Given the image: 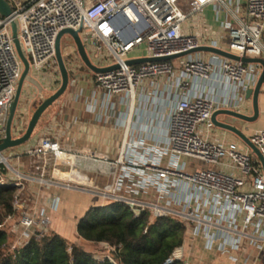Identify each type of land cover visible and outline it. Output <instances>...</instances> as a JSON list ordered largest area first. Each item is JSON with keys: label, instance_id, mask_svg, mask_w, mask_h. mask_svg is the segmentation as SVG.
Returning <instances> with one entry per match:
<instances>
[{"label": "built area", "instance_id": "2783aa9c", "mask_svg": "<svg viewBox=\"0 0 264 264\" xmlns=\"http://www.w3.org/2000/svg\"><path fill=\"white\" fill-rule=\"evenodd\" d=\"M7 1L12 7V13L9 16L0 13V138L5 135L9 108L24 68L14 44L11 27L14 20L20 23L19 38L25 47L33 74L40 73L47 79H53L55 74L60 76L55 50L57 36L65 28L81 29L80 34L89 46L91 51L89 54L95 64L107 66L119 63L120 65L119 68L109 72L94 73L96 87L104 91L108 97L127 94L132 101L135 100L138 88L147 80L173 75L177 67V58L129 65L126 60L131 58L129 54L136 47L145 46L147 54L143 57L172 55L200 45L221 47L216 41L208 42L209 31L193 32L192 26L187 28L191 17H201L205 7L211 4L224 5L232 17L227 22L228 46L222 48L241 56L264 58V0H246L245 18L241 17L239 1L231 6L226 0ZM123 36L127 37V40H124ZM64 54L76 69L79 59L81 60L77 49L68 46V51ZM203 54L195 53L179 58L183 73L188 78L211 77L213 63ZM220 66L225 83L232 86L241 84L246 89V83L253 86L256 84L261 71L258 64H246L227 58H223ZM188 86L189 80H182L177 87L180 98L170 114L168 150L176 157H195L211 164L221 165L229 171L203 168L194 172H185L179 167H162L155 164H146L144 169L148 173L157 175L159 182L152 184H156L162 190L172 186L171 179H179L208 194H213L217 202H228L233 209L243 213L242 228L220 225L217 221L192 209H177L159 201L127 196L118 189L114 192L94 189L92 185H85L83 182L74 185L60 183L53 176L60 175L64 166L77 159L101 161L104 167L96 172L116 176L119 168L125 164L124 149L118 159L112 160L108 157L99 158L97 153L89 149L64 148L60 141L44 137L24 153L34 161L39 160L43 165L40 178L26 175L16 168L11 163L12 159L14 157L18 160L22 154H8L11 150L9 149L0 153V183L8 179L10 181L8 185L23 190L24 180H40L46 184H59L71 189L94 192L102 195L106 200L128 203L137 215L143 211H150L153 217L174 215L186 222L193 221L197 225L218 226L223 231L245 236L264 247L262 167L251 151L241 149L237 143L226 145L201 136L199 127L211 121L214 110L233 107L230 102L221 105L216 99L206 95L188 98L184 94ZM15 130L14 128V135L19 136L20 133L15 134ZM250 139L264 155V128L254 131ZM50 161L51 170L47 167ZM1 164L4 167H1ZM48 171L52 174L51 180L44 178ZM76 172L72 170V173ZM53 178L56 180L54 181ZM118 181L121 187V179L119 178ZM13 208L15 212L6 215L0 222V231H6L8 240L15 232H20L11 246L13 250L31 238L41 239L49 233V219L38 214L29 198L22 197L20 191L15 193ZM253 226H257L254 232L249 233L245 230ZM100 244L107 250V258L110 261L121 264L115 257V253L122 249L121 244L118 246L109 242ZM164 264L189 263L177 258L174 253Z\"/></svg>", "mask_w": 264, "mask_h": 264}, {"label": "crops", "instance_id": "0c3cea01", "mask_svg": "<svg viewBox=\"0 0 264 264\" xmlns=\"http://www.w3.org/2000/svg\"><path fill=\"white\" fill-rule=\"evenodd\" d=\"M226 1L233 6L235 2L239 1L241 17H246V0ZM231 18L230 12L224 5L211 4L205 7L201 17H191L187 28L192 26L193 32L204 30L207 33L209 31L208 42L216 41L221 47H227L229 42L227 22ZM87 49L90 53L89 46ZM146 54L145 46L141 45L136 47L129 56L143 57ZM203 56L213 63L209 79L188 78L183 73L181 59L177 58L175 73L147 80L138 88L134 101L127 94L108 97L104 91L96 87L94 72L89 70L82 60L79 59L76 69L73 63L67 60L70 85L66 94L56 103L53 110L46 113L32 139L24 145L11 149L8 154H22L20 159L17 160L14 157L12 159L19 170L25 167L27 172H38L41 175L43 168L41 162L39 160L31 161L30 157L24 153L44 137L60 141L64 148L89 149L97 153L99 158L108 157L112 160L118 159L124 149L125 164L119 168L118 176L97 173L98 169L102 170L104 167L101 161L77 159L62 168L58 181L60 183L83 182L85 185H92L94 189L100 188L111 192L118 189L127 196L147 201H159L177 209H192L217 221L220 225H233L242 228L243 213L233 209L228 202H217L213 194H208L179 179H171L172 186L162 190L156 184H152L159 182L157 175L152 172L148 173L144 169L146 164H155L162 167H179L185 172H194L203 168L229 171L221 165L211 164L195 157H176L168 150L170 114L180 98L177 87L182 80H189V86L184 92L188 98L206 95L216 99L221 105L230 102L231 107L239 111L253 113L252 100L246 98V92L248 88H254V86L246 83V89L241 84L232 86L225 83L220 66L223 58L211 53H204ZM33 75L43 86L45 85L44 89L47 93L53 92L60 86L61 76L58 74H55L53 79L43 78L40 73ZM38 100L37 88L26 83L15 118V134L22 135L24 133L30 118V109ZM259 106V118L242 126V130L249 137L254 131L264 128V85L259 98ZM199 133L214 142L226 145L235 142L241 149L252 152L236 134L216 127L211 121L201 125ZM26 159L29 160V164L25 162ZM256 159L262 167L259 159L257 157ZM47 167L48 169L52 167L51 161ZM72 170L77 172L72 173ZM150 180L153 181L150 182ZM32 184L34 185V183ZM46 185V187L34 185L33 189L30 186L31 204L38 214L49 219L50 229L57 232L59 231L58 221L62 220L59 211L64 201L63 197L62 199L60 197L61 191H76L77 189L59 184ZM77 191L91 197L88 200L90 206L86 207L80 216L73 218L76 230L72 229L71 232H68L67 238L69 239L76 236L75 234L78 235V221L91 207L103 205L109 201L98 193ZM65 196L68 195L65 194ZM255 229L257 226L245 228L249 233L254 232ZM19 235L20 232H15L13 237ZM175 256L188 261L189 264H264V247L245 236L223 231L218 226L197 225L193 221H189L187 222L184 244L176 249Z\"/></svg>", "mask_w": 264, "mask_h": 264}, {"label": "trees", "instance_id": "16d2710c", "mask_svg": "<svg viewBox=\"0 0 264 264\" xmlns=\"http://www.w3.org/2000/svg\"><path fill=\"white\" fill-rule=\"evenodd\" d=\"M16 191L15 186L0 183V222L15 212ZM186 231L187 222L179 217H153L150 211L137 215L128 203L115 200L91 207L77 225L78 236L86 242L121 244L115 253L121 264H164L184 244ZM7 242L6 231H0V264H114L57 232L6 252Z\"/></svg>", "mask_w": 264, "mask_h": 264}, {"label": "water", "instance_id": "95a60500", "mask_svg": "<svg viewBox=\"0 0 264 264\" xmlns=\"http://www.w3.org/2000/svg\"><path fill=\"white\" fill-rule=\"evenodd\" d=\"M0 13L3 16H9L12 13V7L7 0H0ZM11 27L14 44L18 55L23 62L24 68L18 83L17 92L9 108L5 135L0 138V153L28 143L35 135L46 113L49 110H53L56 103L66 94L70 85V71L64 54V47L66 45L74 46L77 49V52L84 65L94 73L109 72L119 68L120 66L119 63H114L107 66H99L95 64L91 59V56L87 49V45L80 34L81 29L65 28L59 32L55 45L56 59L61 76V83L56 90L47 93L45 92L44 86L32 73L31 64L27 57L25 47L19 38V21H12ZM123 39L127 40V37L123 36ZM195 53H211L222 58L241 61L246 64H258L261 67V71L256 84L254 85V88H248L246 92V98L252 100L253 113L248 114L235 108L221 107L213 111L211 115V122L216 127L231 131L232 133L236 134L242 141H244L252 150V153L259 159L264 171V155L261 153L258 147L253 144L250 137L242 130V126L244 124H246L247 122H254L260 116L259 98L263 92L264 85L263 57L241 56L219 46L200 45L187 51L172 55L159 57H131L126 60V63L129 65H137L151 61L174 60L176 58ZM26 83H29L37 88L39 100L30 109V118L28 120L27 127L24 133L22 135L15 136L13 133L15 118ZM221 116H223V118H220Z\"/></svg>", "mask_w": 264, "mask_h": 264}, {"label": "rangeland", "instance_id": "374dc122", "mask_svg": "<svg viewBox=\"0 0 264 264\" xmlns=\"http://www.w3.org/2000/svg\"><path fill=\"white\" fill-rule=\"evenodd\" d=\"M67 52L68 51V46L66 45L64 47V52ZM65 52V53H66ZM66 59L68 57H65ZM25 159V158H24ZM30 160L32 161V159L30 158ZM29 160L26 159L25 162H28ZM14 166L17 167V165H15V162L14 160H12L11 162ZM31 163V162H30ZM29 164V162H28ZM21 172H23L24 174L26 175H31L33 177H37V178H40V174L38 172H27V168H21L20 169ZM61 175V174H60ZM60 175H53L55 177H57L56 179H58V177ZM74 176V175H73ZM45 179L47 180H51L52 179V174L50 171H48L44 177ZM55 178H53V180L55 181L56 180ZM78 182V180H76ZM60 182V181H59ZM79 182H82L79 180ZM5 184H9L10 181L8 179L5 180L4 182ZM24 183V189L23 190H18L17 189V193L20 191L22 193V197H28L29 200H30V203H32L31 201V190H30V186L32 183H34V185H39V186H42V187H46V182L44 181H40V180H34V181H27V180H24L23 181ZM69 184L71 185H74L76 183H72V182H68ZM67 184V183H66ZM32 184L31 186V189H33L35 186ZM65 194H67L68 196H65ZM61 199L63 197L62 200H64L62 202V208L60 209L59 213H61V219L60 221H58V230L57 233H60V234H63L65 237H68V232H71V230H76V224H73V218L75 216H80L81 215V212H83L86 207H89V203H88V200H90V196L85 194V193H81L80 191H73V190H66L64 192L61 191ZM67 203H65L66 201ZM65 203V204H64ZM50 232H55V231H52L51 229L49 230V233ZM76 236L74 237H71L70 240L71 241V244L73 243H76V244H83L85 246L86 249H88L89 251H92L95 255V257L97 259H105L107 258V250H105V248L102 246V245H99V244H94V243H90V242H86L84 241L83 239H81L77 234H75ZM14 240L15 238L13 236H11V238H9L8 240V244L6 245L5 247V251H12L13 249L11 248V246L13 245L14 243Z\"/></svg>", "mask_w": 264, "mask_h": 264}, {"label": "bare ground", "instance_id": "6f19581e", "mask_svg": "<svg viewBox=\"0 0 264 264\" xmlns=\"http://www.w3.org/2000/svg\"><path fill=\"white\" fill-rule=\"evenodd\" d=\"M68 179H72V178H68Z\"/></svg>", "mask_w": 264, "mask_h": 264}]
</instances>
